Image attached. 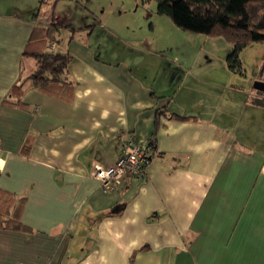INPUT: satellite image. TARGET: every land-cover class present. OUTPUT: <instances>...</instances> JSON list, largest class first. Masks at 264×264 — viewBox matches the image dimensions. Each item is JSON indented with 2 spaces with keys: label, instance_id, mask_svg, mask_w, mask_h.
Returning <instances> with one entry per match:
<instances>
[{
  "label": "crops",
  "instance_id": "obj_1",
  "mask_svg": "<svg viewBox=\"0 0 264 264\" xmlns=\"http://www.w3.org/2000/svg\"><path fill=\"white\" fill-rule=\"evenodd\" d=\"M41 5L0 0V191L23 199L22 227L0 228V264H264V105L241 73L60 40L70 85L12 98L44 48L28 44ZM122 131L154 138V154L107 192L92 172L115 163Z\"/></svg>",
  "mask_w": 264,
  "mask_h": 264
},
{
  "label": "rangeland",
  "instance_id": "obj_2",
  "mask_svg": "<svg viewBox=\"0 0 264 264\" xmlns=\"http://www.w3.org/2000/svg\"><path fill=\"white\" fill-rule=\"evenodd\" d=\"M41 6L44 18L36 24V29L56 25L60 28L57 38L62 46L69 43L71 47L74 41H79L92 48L100 58L117 55L118 59L129 58L130 62L137 61L143 67L154 64L162 65V68H168L171 63L178 64L183 58L188 66L197 69L218 68L226 65L223 60L229 53L226 50L231 47L222 36L178 28L169 17L156 13L153 0H43ZM40 45L44 47L42 50L57 52V44L52 39H44ZM240 59L239 77L246 84L242 88L252 90L254 81L264 79V43L248 45L240 53ZM34 70L22 71L19 83L30 84L29 77ZM239 84L241 86V82ZM240 92L244 96L246 91ZM15 201H11L12 206Z\"/></svg>",
  "mask_w": 264,
  "mask_h": 264
},
{
  "label": "trees",
  "instance_id": "obj_3",
  "mask_svg": "<svg viewBox=\"0 0 264 264\" xmlns=\"http://www.w3.org/2000/svg\"><path fill=\"white\" fill-rule=\"evenodd\" d=\"M148 2L151 0H142ZM156 3V13L170 18L178 28L208 36H222L229 42L231 48L225 58L226 66L233 72H240L242 63L240 53L248 45L264 43V0H153ZM43 3V0H41ZM60 28L49 25L46 29L34 27L28 44L39 45L44 39H52L58 44L57 35ZM39 34V35H38ZM43 45V44H42ZM27 52L24 51V53ZM36 68L30 75V85L45 93L59 95L63 87L70 85L66 78L71 57L68 54L41 50L32 53ZM24 86L19 82L9 93L12 98L22 94ZM257 104L264 105V93L257 91ZM180 120L188 117L172 115ZM154 138L148 145L151 147V157L154 154ZM150 162V161H149ZM15 198L0 191V228L18 229L22 227L19 221V211L23 199Z\"/></svg>",
  "mask_w": 264,
  "mask_h": 264
},
{
  "label": "built area",
  "instance_id": "obj_4",
  "mask_svg": "<svg viewBox=\"0 0 264 264\" xmlns=\"http://www.w3.org/2000/svg\"><path fill=\"white\" fill-rule=\"evenodd\" d=\"M118 137V156L115 163L107 167L96 165L92 172L100 188L107 192L116 191L126 180L142 179L151 157L148 142L135 141L133 134L128 131L118 133Z\"/></svg>",
  "mask_w": 264,
  "mask_h": 264
},
{
  "label": "water",
  "instance_id": "obj_5",
  "mask_svg": "<svg viewBox=\"0 0 264 264\" xmlns=\"http://www.w3.org/2000/svg\"><path fill=\"white\" fill-rule=\"evenodd\" d=\"M253 89L264 93V79L259 81H254Z\"/></svg>",
  "mask_w": 264,
  "mask_h": 264
}]
</instances>
